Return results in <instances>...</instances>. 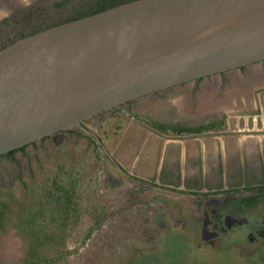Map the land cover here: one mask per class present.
<instances>
[{
    "label": "water",
    "instance_id": "95a60500",
    "mask_svg": "<svg viewBox=\"0 0 264 264\" xmlns=\"http://www.w3.org/2000/svg\"><path fill=\"white\" fill-rule=\"evenodd\" d=\"M263 61L264 0H130L53 25L0 49V155L73 126L96 135L84 122L101 112Z\"/></svg>",
    "mask_w": 264,
    "mask_h": 264
},
{
    "label": "rangeland",
    "instance_id": "374dc122",
    "mask_svg": "<svg viewBox=\"0 0 264 264\" xmlns=\"http://www.w3.org/2000/svg\"><path fill=\"white\" fill-rule=\"evenodd\" d=\"M82 1L74 0L71 3L78 6ZM105 1L107 4L111 2V0ZM72 8L69 4L60 13L66 14ZM164 96L160 97L161 100L164 98L166 100L170 95ZM134 103L136 104L134 105ZM153 106L155 107L156 104L149 102L148 99L144 100L142 104L136 100H130L126 104H121L84 122V125L95 131L96 135L90 134L80 126H73L38 140L23 150L16 151L14 154L16 160L8 157L0 158V187L6 191H12L26 205L32 203L33 194H42L53 179L67 180L70 175H75L79 179V190L86 195L87 210L84 211L79 224L70 228L65 246L59 248L73 252L65 254L57 262L49 264H134L129 263L127 258L139 249L145 255L155 249L153 256L157 257L153 263L140 262V264H263L259 263L260 257H256L257 260L254 261L242 258L241 251L235 250L231 245L223 248L218 246L216 249L199 246L197 244L200 240L199 233L193 234L189 223L186 227L184 226V231H181V228L173 231L171 226L168 227L162 239L165 244V249H163L162 245L157 244L158 238L150 239V235H145L147 231L149 232L150 227L154 231L158 225L152 226L149 223V226H146L148 230L142 231L146 220L149 219V209L146 211L145 208L133 207L132 209H137L138 212L135 214L130 211L124 212L125 219L121 215L112 213L110 203L116 202L123 191L133 188L143 189L139 188L140 186H134L132 180L118 169L110 157V155H114L111 144L114 146L113 140L116 138L114 135L111 139V135L117 130L115 128L117 125L112 126V123H121V120L114 115L118 113H116L118 109L128 112L129 117H132L136 112V115L133 116L135 119L148 126H154ZM140 111L142 113L137 114ZM107 120L109 122L104 124L103 122ZM130 120L133 121V119ZM98 138L101 139V142L98 141ZM21 178L28 182V189L23 188ZM146 195L150 198L168 199L169 204L177 202L178 205L173 210L176 219H179L178 209L183 208L187 215H190L188 209L195 207L193 203L182 196L178 198L171 196L170 198V191L157 193L152 189ZM128 199H130L129 196L124 198V200ZM104 202H110L109 212L111 215L108 223L83 243L87 229L93 222L91 212L97 211V208L101 209ZM119 203L123 202H116L117 205ZM154 207H161V205L155 204ZM181 224L179 223L180 226H182ZM115 239L119 240L118 243L115 242ZM25 248V242L15 228L1 233L0 264H20ZM77 248L78 250H76ZM246 251L254 252V250ZM246 251L242 254L246 255ZM260 253L264 255V250ZM48 255L52 258L57 257L59 253L56 249H52Z\"/></svg>",
    "mask_w": 264,
    "mask_h": 264
},
{
    "label": "crops",
    "instance_id": "0c3cea01",
    "mask_svg": "<svg viewBox=\"0 0 264 264\" xmlns=\"http://www.w3.org/2000/svg\"><path fill=\"white\" fill-rule=\"evenodd\" d=\"M220 83L205 78L195 95L186 93L194 85L188 82L167 87L166 100L153 93L134 99L154 102V119L164 127L116 110L121 123H112V151L123 171L138 177L133 183L191 193L264 186V61L247 66L246 78L230 79L222 92Z\"/></svg>",
    "mask_w": 264,
    "mask_h": 264
},
{
    "label": "flooded vegetation",
    "instance_id": "af4514ba",
    "mask_svg": "<svg viewBox=\"0 0 264 264\" xmlns=\"http://www.w3.org/2000/svg\"><path fill=\"white\" fill-rule=\"evenodd\" d=\"M72 1L74 0H0V49L19 38L28 36L42 29L69 21L72 18L88 15V13L99 10L101 4L106 2L105 0H83L78 6H74V4L71 3ZM69 4H71L73 8L71 10L69 9L70 11L68 10L69 12L66 14H61V10ZM234 70H231V72L222 71L181 84L194 82L192 88L188 89L186 93L189 92L195 95L198 91H201L200 84L205 78L207 80L209 79L211 83L218 78L221 81L218 88L220 92H222L230 79L234 77L246 78L247 66L240 67V73L232 72ZM168 89L165 88L152 93L164 96L165 94L171 93ZM106 111H110V109ZM104 113L105 111L95 116ZM95 116L89 119L91 120ZM176 121H180V119L178 118ZM65 130L66 129L61 131ZM36 142L37 141L30 144H35ZM5 155L6 153L1 154L0 157H4ZM112 156L114 155L112 154ZM114 163L117 166V161ZM122 172L129 178L138 179V177L126 174L124 171ZM132 184L138 186V184ZM139 188L143 189L133 188L123 191L122 195H120L116 201L123 202L121 204L119 203V205H117L115 201L113 203L109 202L112 206V213L121 215L123 219H125L124 212L130 211L132 214L138 212L137 209H132L133 207L145 208L146 211L149 209V219L146 220L145 227L142 228V231L146 232L148 230L146 226H149V223H151L152 226L155 224L158 225L154 231L150 227L149 232L147 231L145 235H150V239L158 238L157 244L162 245L163 249H165V244L162 242V239L168 227L170 228L171 226L173 231L179 228H181V231H184L189 223L193 234L196 232L199 233L200 240L197 243L199 246L216 249L218 246L223 248L227 245H231L235 250L239 249L241 251L242 258L254 261L257 260L256 257H260L259 263L261 262L264 264V255L260 253L264 250V186H242L234 190L213 191L208 193L170 190V198L171 196L176 198L182 196L195 205V207L187 208L190 215H187L183 208L178 209L177 215H179V219L175 218L176 215L173 211L178 205L177 202L169 204L168 199L150 198L146 195L147 192L152 191L149 184L145 186L141 185ZM157 193H160V191H157ZM127 196H129L130 199L124 200ZM109 203L104 202V205H101V209L97 208V211H95L100 217V220L97 221L98 224H96L93 212H91L93 222L89 228L95 225L96 230L94 233L101 230L104 225L108 223L109 216L111 215L109 212ZM155 204H160L161 207H154ZM115 223H118V221H115ZM179 223H182V226H180ZM54 225V228L57 229L58 226L56 224ZM10 228H15L18 231L13 225L9 226L8 229L10 230ZM21 238L24 240L26 248L20 264H25L29 242L28 238L25 236H21ZM118 241V239H115L116 243H118ZM56 250L58 251V249ZM154 250L155 249L150 250V253L145 255V253H142L139 249L134 254H131V256L127 258V261L134 264H140V262L153 263L155 262V258H157L153 256ZM246 250H254V252L248 253ZM49 251L50 250H48V252ZM245 251L247 254L243 255L242 253Z\"/></svg>",
    "mask_w": 264,
    "mask_h": 264
},
{
    "label": "trees",
    "instance_id": "16d2710c",
    "mask_svg": "<svg viewBox=\"0 0 264 264\" xmlns=\"http://www.w3.org/2000/svg\"><path fill=\"white\" fill-rule=\"evenodd\" d=\"M126 1L130 0H111L110 4L105 2L101 4L99 10L91 13ZM153 123L164 127V124L155 120ZM26 146L10 150L4 157L16 160L14 158L16 151L23 150ZM20 181L24 189L29 188L28 182L22 178ZM33 195L32 203L26 205L12 191L3 190L0 187V233L7 231L10 225L15 226L21 236L28 238L25 264H49L73 252L59 248L65 246L70 228L79 224L84 211L87 210L86 195L79 190V179L75 175H70L67 180L53 179L42 194ZM93 216L98 224L100 217L95 211ZM54 224L58 226L57 229L54 228ZM95 230V225L88 229L83 243L91 238ZM52 249H58L57 257L48 256V250Z\"/></svg>",
    "mask_w": 264,
    "mask_h": 264
}]
</instances>
